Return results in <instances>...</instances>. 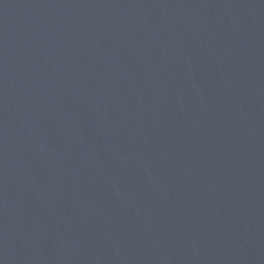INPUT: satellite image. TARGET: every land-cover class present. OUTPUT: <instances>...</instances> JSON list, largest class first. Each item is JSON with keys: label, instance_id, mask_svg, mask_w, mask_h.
<instances>
[{"label": "water", "instance_id": "1", "mask_svg": "<svg viewBox=\"0 0 264 264\" xmlns=\"http://www.w3.org/2000/svg\"><path fill=\"white\" fill-rule=\"evenodd\" d=\"M0 264H264V0H0Z\"/></svg>", "mask_w": 264, "mask_h": 264}]
</instances>
